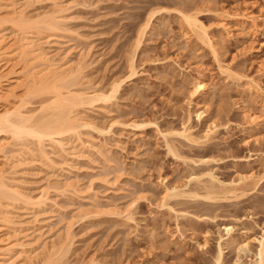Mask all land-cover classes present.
<instances>
[{
	"label": "rangeland",
	"instance_id": "1",
	"mask_svg": "<svg viewBox=\"0 0 264 264\" xmlns=\"http://www.w3.org/2000/svg\"><path fill=\"white\" fill-rule=\"evenodd\" d=\"M7 2L0 17L9 45L33 40L77 71L82 90L108 95L120 82L110 101L77 110L91 127L82 143L62 140L76 151L0 138L15 144L6 156H17L13 163L0 155L6 184L20 193L0 189V246L13 245V260L28 264L19 257L28 251L31 264H216L222 236L220 264H254V239L264 232V122L250 124L244 114L264 121V0H11L25 12L24 31ZM187 14L208 36L189 29ZM13 64L22 74V61ZM25 84H13L18 97L8 104L0 99V114L25 105L34 123L56 121L53 92ZM184 130L190 139L176 134ZM252 173L262 180L241 188Z\"/></svg>",
	"mask_w": 264,
	"mask_h": 264
},
{
	"label": "bare ground",
	"instance_id": "2",
	"mask_svg": "<svg viewBox=\"0 0 264 264\" xmlns=\"http://www.w3.org/2000/svg\"><path fill=\"white\" fill-rule=\"evenodd\" d=\"M9 1H11V0H0V6H2V7L5 6V2L8 3L7 4L8 6H9V3L12 4L10 9H12V13L14 12L13 14H16L15 19H17V22H18L16 28L24 31L25 26L27 24V21L24 19V17H25L24 13L25 12H23V10L22 11H19V10L16 11L17 7H15V5H16L15 2L13 3V2H9ZM263 14H264V10H263ZM187 15L186 16L183 15V17H184L185 22L188 24L189 29H192L194 31V33L198 32V34L195 33V35H197V36L200 33H201V35L203 34L205 36H208V35H206L207 34V32L205 30L206 28L197 19V17H196L197 15H195V14L194 15L187 14ZM235 16H238V15H235ZM231 17H234V15H231ZM238 17L243 18L241 16H238ZM249 17H245V19H248ZM152 18H153V15L147 19L146 23L144 24V26L140 29V31L138 33V43L136 45L137 50H138L139 46L141 45L142 40L147 35L148 29L151 28L150 25H151ZM6 19H8V18H6ZM255 19L256 18H252L251 20L253 22H255ZM4 21H5L4 18L0 17V99L7 103V101L11 100V98H14L15 96H17V95H15V89L13 88L14 87L13 84L18 85V83H23V82L26 83L25 85H27V84L29 85L30 89H28V90H30L31 93L32 92L41 93V92H46V91L53 92L54 95L52 93L51 94L54 96V98H53L54 104H55V109H54L55 112L54 113H56L53 115H55L56 118L52 119V120H56V121H48L42 125L38 124V123L37 124L34 123V114L32 115V114H29L28 112H24L25 110L22 111V108L24 109L25 105L23 107L22 106L14 107V109L12 111L8 110L7 108H4L5 109L4 112L2 114H0V138H2L3 136H5L7 134H9L11 136V138L13 139L12 140L13 142L14 141L19 142L20 140H22L23 137L24 138L25 137L33 138V139L37 140V142L39 143V145H41L42 148H43V145L48 141V143L49 142L52 143V145H55L56 147L60 148L59 150H62L63 152L66 150L65 148L68 149V147H70V145L72 147L73 144H74L73 146H75V148H76L77 145H75V143H72V144L70 142L63 143L62 140L70 138V137L71 138L76 137L78 140L77 143H80L81 142L80 137L82 134L81 132L84 129L86 130V129L91 127L90 124L88 122H86V120H84V118H82V116L79 115L80 112L77 110H79V109L81 110V108H84L86 106L88 107V105L91 106L93 103H97L100 101L102 103L110 101L114 97V94L116 93V90L120 85L119 84L120 82L119 83L117 82L114 85V89L112 88L113 91L111 90L112 91L111 94L109 92L110 95L109 94L105 95L102 92L97 93V91L94 92L93 90L89 92L88 90L85 91V90H82V88L80 89L79 86L77 87L78 84L74 80V79H76L75 77L77 75L75 76V73H77V71L65 66L64 63H60V62L56 63L57 61L55 62V60L50 59L48 54L45 51H43V49H41L42 46L40 48V45H38V44L34 45L33 40L30 41L28 39V37H26V36L23 37L24 36L23 35V36H21L22 39L16 45H12V46L9 45V42H7L8 40H6L4 38L5 36L2 35L1 29H2V25L4 24ZM12 21H14V19ZM55 25H57V24H55ZM50 26H51L50 28H52V25H50ZM26 27H30V26L27 25ZM51 30H53V29H51ZM261 30L264 31V22H262ZM23 31H21V32H23ZM210 41H212V40H210ZM209 43H212V42H209ZM17 59L21 60L23 63L22 74H21V72H18L20 75L17 72H13V71H15L14 66H16L13 63ZM11 67H13V68H11ZM220 68H221L222 75H226L228 77V79H231V78L236 79L239 77L238 76L239 74L237 75L236 73H234L233 70L231 71L227 67H225V68L220 67ZM129 71H130L131 77L136 74L134 57H133V60H131V62L129 64ZM235 74L238 77H236ZM67 81H69L68 82L69 83V89L72 87L71 88L72 90L68 89L69 91H67V93L64 94L60 90V87H61L60 84L64 85V83ZM252 82L254 83L253 86L257 85V84L255 85L254 81H252ZM252 82H251V84H252ZM205 86L206 85H205V82L203 80H198L195 87H196L197 91H202V93H204L205 89H206ZM253 86H251L250 88L252 89ZM17 88H18V86H17ZM26 88H28V87H26ZM256 88L258 89V86H256ZM205 113L199 112V114H197L198 119L199 120L203 119L202 117H203V115H205ZM53 115H52V117H53ZM245 116L249 120L248 122L250 124L255 123V125H261L264 122L260 116L256 117V115H254V114H250V113L246 112L244 114V117ZM141 127H144V126L141 124L140 125H138V124L132 125V128L136 129V130L141 129ZM226 128H229V127H226ZM216 129H217L216 125H215V127H212V128L210 127L205 134V138L210 139V136L214 133V131ZM186 131L187 130H184L183 132H176V134L182 138L190 139L189 138L190 135H188L189 133H187ZM0 141H1V139H0ZM13 144L14 143H12V142H10V143L6 142L4 144L2 142L0 144V155L5 156L4 159L6 158V161L9 160V162H11L10 159L12 160V159H15L17 157L14 154L9 155V157L6 156V154H8V153H6V150L9 147L13 146ZM80 146H81V144H80ZM13 147H15V146H13ZM77 147H79V146H77ZM89 147H91V145H89ZM75 148L72 147V149L70 148V150L74 149L76 151L77 148L76 149ZM43 149H45V148H43ZM43 149L40 150V152L42 151V153L45 154L46 151H44ZM3 154H5V155H3ZM2 156H1V158H2ZM206 161H208V160L202 159L200 162L202 164L203 163L205 164ZM12 162H13V160H12ZM18 165H20V164L18 163ZM2 173H4V172H0V189L6 191L8 188V190L6 191L7 193H11L12 196H14V195L20 196V193L16 189H14L13 187L9 188L8 184H6V182H5L6 178L3 177ZM197 179L199 180V178L196 177V180ZM194 180H195V178H194ZM261 180L262 179L258 178L257 175L252 173L249 175L242 176L240 178L239 184H241L240 186H241V188H243L244 186L242 187V185H244L248 182H252L256 185V184H259V181H261ZM223 185L226 186V184L222 183V185H221L222 188L224 187ZM40 205H41V203H40ZM224 229L226 230L227 235L231 234V232H232L231 226L226 225V226H224ZM224 240H226V238L221 236L220 242H219V252H218V255H217L216 261H215L216 264H220V262H221V256L223 253V251H222L223 247L221 244ZM254 240H255V242H257V252L255 254L256 261L254 264H264V232H263L261 237L256 238ZM0 244L3 245V242L1 240H0ZM248 244L249 243L245 242V244L242 245V247L245 248V247L250 246ZM12 246L11 247L10 246L9 247L8 246H3V247L0 246V264H17L15 262V260H13V258H15V256H13V254H12V250L14 249ZM20 248H22V247H20ZM27 252L28 251H26V252L22 251L19 254V257H22V258L25 257L26 262L28 264H31L33 262L34 256H32V254H30V253L28 255ZM52 255H54V254H52ZM51 258H52V256H51Z\"/></svg>",
	"mask_w": 264,
	"mask_h": 264
}]
</instances>
